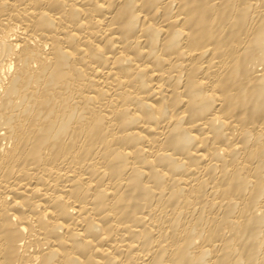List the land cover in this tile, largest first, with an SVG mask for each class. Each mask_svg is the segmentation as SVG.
I'll use <instances>...</instances> for the list:
<instances>
[{
	"label": "bare ground",
	"instance_id": "6f19581e",
	"mask_svg": "<svg viewBox=\"0 0 264 264\" xmlns=\"http://www.w3.org/2000/svg\"><path fill=\"white\" fill-rule=\"evenodd\" d=\"M0 264H264V0H0Z\"/></svg>",
	"mask_w": 264,
	"mask_h": 264
}]
</instances>
